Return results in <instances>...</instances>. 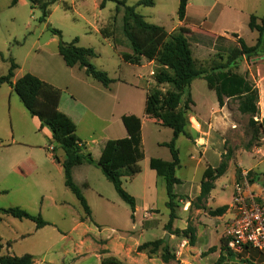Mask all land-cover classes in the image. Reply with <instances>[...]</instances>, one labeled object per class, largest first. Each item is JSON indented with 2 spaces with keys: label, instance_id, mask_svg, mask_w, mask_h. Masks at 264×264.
I'll return each mask as SVG.
<instances>
[{
  "label": "rangeland",
  "instance_id": "rangeland-1",
  "mask_svg": "<svg viewBox=\"0 0 264 264\" xmlns=\"http://www.w3.org/2000/svg\"><path fill=\"white\" fill-rule=\"evenodd\" d=\"M11 1L0 0V55L3 57L0 58V76L6 75L9 62L12 60L17 66L14 78L28 73L50 85L52 83L61 91L64 101L70 100V90L76 85L75 81H85L86 85L90 86L88 87L90 99L98 103H104L107 98L115 99V113L130 108L142 109L145 94L153 89V83L151 81L150 84H146L138 80L136 74L140 71L125 65L119 58L129 46L122 34L123 12L120 10L115 14L114 3L108 2L103 9H99L100 0H58L51 5L46 22H40V11L32 8L27 0H19L15 6L10 5ZM138 1L127 0V5L133 6ZM246 1L251 4L248 2L250 0ZM154 6L137 7L136 11L154 24L158 22L156 12H161L166 16L164 21L166 28H170L177 21L178 0H156ZM255 10L256 13L253 14L262 17L264 2ZM243 22L238 26L239 34L245 43L251 46L254 44L256 34L249 30L248 20ZM105 27L111 36L109 41L100 34V30ZM52 29L60 31V37L52 34ZM75 38H78L77 46L92 48L97 54L90 63L96 69L106 72L113 80L109 89H104L97 82L87 78L82 70L65 66L58 54V43L60 41L70 43ZM188 40L197 68L202 70H210L213 66L224 64L230 50L238 47L237 37L232 35L221 38L195 34ZM251 59H245L248 65L251 64ZM243 61L233 70L234 72L246 67ZM145 72L142 70L141 74H144L147 80L148 75ZM160 89L163 98H167L173 92V88L168 85H163ZM191 97L197 101L207 100L216 103L214 92L206 87V82L202 78L192 83ZM182 99H186V96L184 95ZM225 102L230 110L236 109V100ZM76 116L80 118L78 120L74 117L78 120L76 135L85 136L90 134L91 130L97 136L100 135L105 123L96 120L90 114L83 116L80 113ZM31 121L17 95L8 86H2L0 209L19 207L31 215H40L49 225L36 230L34 223L29 220H18L0 213L1 255L19 257L29 254L36 260L33 264H101V260L108 259L105 257L109 256L108 252H100L97 248L104 243L102 239L120 236L125 242L130 240L131 244L133 242L142 244L159 238L163 231L162 227L168 221V211L164 205L167 196L162 180L153 195L158 210L154 220L156 223L153 229L145 232L141 228L143 224L141 210L132 219L130 207L118 197L112 184L105 179L100 170L95 166L85 165L75 173L73 180L92 211V216H87L75 196L64 186L62 168L59 170L47 158L49 154L63 157L62 149L54 143H48L46 137L31 124ZM235 122L236 128L227 130L222 136L225 140L223 150L227 154L226 161L228 160L230 165L225 175L216 181V191L219 192L215 200L217 203L229 201L231 195L229 182L233 168L235 169V155L237 151L244 150L249 141L248 119L239 117ZM189 125H195V122L189 120ZM141 139L144 157L169 160L168 149L159 144L172 139L170 129L158 127L152 120H144ZM179 139L176 147L179 150L181 167L176 171V177L181 179V183L177 185V192L188 194L189 186L199 183L203 167L188 158L187 154L192 149L191 144L183 137ZM53 147L55 151L52 153ZM86 147L97 160L101 144L88 143ZM18 164H22L20 171L16 170ZM262 169L264 170V165ZM21 171L28 176L22 179L18 175ZM84 181L88 187L83 186ZM124 186L126 189L122 183L127 193L129 191L137 193L139 188L138 182L133 179ZM177 215L176 225L183 226L186 214L183 216L178 211ZM164 237L162 234L161 238ZM172 241L168 249L175 260L169 264H221L217 259L214 260L212 255L206 254V251L200 257L192 258V254H190L192 257H189L187 255L190 251L189 244H183L181 237ZM186 260L189 262L186 263ZM123 262L143 264L141 261Z\"/></svg>",
  "mask_w": 264,
  "mask_h": 264
},
{
  "label": "trees",
  "instance_id": "trees-1",
  "mask_svg": "<svg viewBox=\"0 0 264 264\" xmlns=\"http://www.w3.org/2000/svg\"><path fill=\"white\" fill-rule=\"evenodd\" d=\"M32 8H37L41 16L40 22H46L50 15V7L58 0H27ZM115 4L114 13L122 10L121 19L122 34L127 41L132 54H123V62L138 65L139 59L144 58L148 61L156 62L160 68L154 73V80L157 85H168L173 88V92L163 98L162 91L157 88L150 89L146 94L144 116L154 121L163 128L172 131V139L160 146L166 147L170 154V161H163L156 158L149 160V168L165 180V191L167 202L165 204L169 211L168 221L164 225V230L168 235H174L187 239L190 245L194 243V229L188 226L184 230H173L172 224L176 219V209L179 198L174 194V186L181 181L176 177V171L181 167L179 151L176 147V140L179 136L193 141L188 132L189 120L187 115L192 104L189 86L197 78H202L210 91H213L217 104L221 107L225 99L236 100L237 110L242 115H248L247 128L249 131V141L244 146L248 151L252 147L259 146L261 139L264 138V118L260 121L258 110V93L254 85L245 75H241L233 70L245 59L264 56V15L258 18L251 15L248 22L250 31L257 33V38L253 46H248L236 34L238 47L233 48L227 55L224 64L213 66L210 70L197 68L192 56L190 43L187 38V31L179 28L168 33L163 27L148 23L145 18L136 11L137 7H153L155 0H140L133 6L127 5V0H100L99 9H103L106 3ZM188 0H179L177 8V18L179 21L184 19L185 9ZM18 0H12L11 6H15ZM52 34L60 37V31L52 29ZM104 39L111 36L107 27L100 30ZM78 38L70 43L60 41L58 43V54L68 68L77 67L83 70L87 78L97 82L104 89H109L113 80L106 72L96 69L90 60L97 57L92 48L77 46ZM2 59V55H0ZM9 68L4 76H0V87L8 85L17 95L25 110L31 117H35L40 122L41 128H47L51 133V141L62 149L64 159L58 160L52 154L53 160L60 163L64 174V186L75 196L83 212L91 215V210L80 189L75 184L72 177V170L83 164L97 167L105 179L110 182L118 197L130 207L131 218L135 212V198L129 195L122 187V179L130 178L140 173L139 163L143 160L141 139V120L134 115L121 117L123 127L127 132V137L123 139L107 140L100 151L99 158L95 160L86 150L84 144L76 136L75 123L58 109L61 98V91L31 74H24L15 82L14 71L16 64L10 60ZM186 99H182L183 96ZM254 118H258L255 120ZM55 148H52V153ZM229 157V155H228ZM227 154L221 155L218 167H206L202 173L200 181V192L198 196L190 202V207H195L207 211V216L211 218L221 217L228 209L224 205L215 209L205 206L210 192L215 188V182L222 177L228 168ZM251 182L253 177L249 175ZM2 215H8L18 220H29L34 223L35 229L39 230L49 225L40 215H31L19 207L0 209ZM1 221V218H0ZM2 245L0 244V264H33V257L29 254L23 256L1 255ZM138 252L148 251L153 254L161 251V260L164 264L174 261L170 255L165 239L146 242L138 246ZM217 251L216 247L210 248L206 254ZM229 250L226 247V239L220 240V257L218 262H222V252ZM247 264H251L246 262ZM101 264H122L115 258H108L101 261Z\"/></svg>",
  "mask_w": 264,
  "mask_h": 264
},
{
  "label": "crops",
  "instance_id": "crops-1",
  "mask_svg": "<svg viewBox=\"0 0 264 264\" xmlns=\"http://www.w3.org/2000/svg\"><path fill=\"white\" fill-rule=\"evenodd\" d=\"M248 2H251V4L247 3L246 0H188L185 9L184 19L182 21H179L177 18V21L174 24H172L170 28H166L164 26L165 23L164 21L166 20L165 19L166 16H164L161 12H156V17L158 19V22H156L155 24L148 22L146 19L145 20L150 24L163 27L168 33H171L179 28H184L187 31L186 35L188 39L192 38L195 34H205L208 36L221 37V38L224 36L236 34L237 37L243 40V38L239 34L240 31L238 29V26L244 20H248L249 22L250 16L254 15L253 13H256L255 10L256 7L260 6V3L264 2V0H250ZM253 4L255 5V7H253ZM154 5H156V0ZM154 7L155 6H153L152 8ZM255 34L256 37L254 38V44L257 38V33ZM105 40L109 41V39H105ZM123 54H132V53L129 49H126ZM123 54L119 55V58L122 62L123 60L121 59V56ZM123 63L125 65H129L131 67L137 68L136 71H140L137 72L136 74L138 80H142L143 82H146V84H150V82L152 81L153 88L156 87L157 89H160V87L163 86V85H157L154 80V73L157 69L160 68V66L156 62L148 61L144 58H140L138 65H131L125 62ZM243 63L246 65V67H242L241 71H239L238 73L241 75H245L246 78L252 82L254 88L257 90L258 93L257 105L259 110L258 118L261 121L264 118V56L262 55L251 59L250 65H248V62L246 60H244ZM142 70L146 71L145 73L148 75L147 80H145L144 74H141ZM17 79L18 78H13L12 82H15ZM195 80H193L189 86L190 96H191V86ZM75 84L76 85L72 88V90H70V94H69L70 100L64 101L61 96L58 109L60 112L67 115L75 123L77 129L76 134L78 131V126H77L78 120L80 119L76 115L80 113L83 116L90 114L96 120L105 123L102 130H100V135L98 136L94 133L93 130H91L90 134L85 136L76 135L77 138L81 141L82 144H84L85 147L86 145H88V143L90 144L95 143V144H101V148H102L103 144L107 140L123 139L127 137V132L121 122L122 116L134 115L140 118L141 129L143 127L144 120H149L144 116V106H145V99L147 93L145 94L144 106L141 107L142 109L134 110L133 108H130L128 110L115 113V109H114L115 99L107 98L104 103L102 102L98 103L97 101L92 100L88 97V87L90 86L86 85L85 81H75ZM4 85L6 84H3L2 86ZM51 85L54 86V84L52 83ZM9 89L12 90L10 87ZM191 100H192V104L190 105V112L187 116L189 120L195 122V125L189 126L188 129V132L191 134L193 141L186 139L184 136H179L176 142L180 140L179 139L180 137H183L185 138L186 141H188V143L191 144L192 149L191 151L188 152L187 156L190 160L196 161L197 164L202 165L203 171L208 166L211 168H216L220 164L221 155L225 153V151L223 150L225 140L222 138V136L227 132V130L236 128L237 123L235 121L237 118L241 117L248 119L249 116L240 114L237 110V107L234 111L230 110V108H228L225 101L223 106L220 107L217 104V101L216 103L214 102L211 103L207 100L203 102V101H197L193 99V97H191ZM225 100L230 101V99H225ZM74 117H76L78 120L75 119ZM30 118L32 120L31 124H33L35 128H37L42 132L43 136L46 137L49 143L51 141L50 131L47 128H41L40 122L38 121L37 118L31 116ZM258 118H254V119L258 120ZM153 123L156 126L161 127L158 124H156L154 121ZM260 142L261 144L259 146L257 147L254 146L253 148H251V150L248 151L239 150L236 152L235 169L233 168V173L231 175V179L229 182L231 188V195L229 201L221 202V203L220 202L217 203L215 201L219 196V192L216 191V182H215V188L210 192L209 198L205 203L206 207L215 209L226 205L229 208L232 200V186L235 180L238 178L239 174L244 171L248 172L249 175L253 177V185L251 186V190L255 192L256 195L264 196V170L262 169L264 165V138L261 139ZM162 143H167V142H162ZM101 148H99L97 152L98 158L100 155ZM86 150L88 151L87 147ZM56 157L60 162H62L64 159V153H63V157L61 156L58 157L57 155ZM47 158L48 160H51V163L55 165L56 168H58L59 170L62 168L60 163H57L53 160L52 154H49ZM150 159L151 158L144 157L143 160L139 163L140 173H138L133 177L122 179L124 188H125L124 186L125 183L130 181L131 179L138 182L139 188L137 193H135L134 191L132 192L129 191L128 193L130 195L132 194L133 196L132 195L131 196L134 197L136 201L134 218L136 217L137 212H139L140 210L142 212L143 224L141 225V228H143L142 231L145 232H148L151 229H153L155 226L154 223H156L154 220L158 210L155 207L153 195L156 193L158 183H160V181L162 180L164 185V190L166 185L165 180L162 177L157 176L155 171L149 168ZM170 159L171 158H169V160H163V159L160 160L168 162L170 161ZM85 165L88 164H83L81 166L73 168L72 170L73 179L75 173L81 170V168H83V166ZM180 165H181V161H180ZM229 165L230 164H228V166ZM21 166L22 164H18V166H16V170L18 171L19 169L20 171ZM31 169L32 168L30 167L29 170ZM18 175L21 176L22 179L28 176V174L26 176V174H24V172L22 171ZM179 180L181 181V179ZM200 181L196 185L189 186V189L187 190L188 194L185 193L179 194L177 192V185L174 186L173 189L174 194L181 199H179L178 201V207L175 212L176 219L172 224V229L184 230L188 226L194 229L195 239L193 245H190L187 239L182 238L183 244L186 243L189 244L190 251L187 252V255H189V257H192L190 254L193 255L192 258L200 257V255H202L203 252L206 251L207 253V251L210 248L216 247L217 251L209 255H212L213 258H215L214 260L217 259L218 261V258L220 257L221 254L220 240L225 238L227 220L230 217V213L227 209L225 214H223L221 217L211 218L207 216L208 210L205 212L202 209L190 207V202L193 201L200 192V187H199ZM83 186L88 187L86 181L83 182ZM166 202L164 203V205L166 204ZM178 211H180L183 214V216H185L186 214V218L184 219L185 223L183 226H177L175 223V221L178 219L177 218ZM168 215H169V211H168ZM162 230L163 231L161 235L156 240L165 239L169 247L172 244L171 242H173L172 240H174L177 237L174 235H168L167 232L164 230V226L162 227ZM90 231H92V229H90ZM162 234L165 236L164 238H161ZM102 241L104 243L97 248L100 252L101 251L108 252L109 256H106L105 258H115L118 261H120L122 264H127L126 262L123 261H131L132 263H138L139 261H141L143 264H158V263L164 264L161 263L160 250H158L153 254H149L148 251L138 252L137 248L141 244H139L138 242H133V244H131L130 240L129 242L128 241L125 242L120 236H115V237L111 236L106 238L105 240L102 239ZM107 245L108 247H106ZM178 250H179L178 252H180L181 248L179 247ZM222 258L223 260L221 264H236L235 261H240L241 262L240 264H247L246 262H249L251 264H264V256L252 249H246L240 253H234V252L228 253L227 251H224L222 252ZM35 261L36 260L33 257V263ZM188 262L189 261L186 260V263ZM40 263H42V261Z\"/></svg>",
  "mask_w": 264,
  "mask_h": 264
},
{
  "label": "built area",
  "instance_id": "built-area-1",
  "mask_svg": "<svg viewBox=\"0 0 264 264\" xmlns=\"http://www.w3.org/2000/svg\"><path fill=\"white\" fill-rule=\"evenodd\" d=\"M248 172H241L232 186L225 233L226 247L240 253L252 249L264 256V196L251 190Z\"/></svg>",
  "mask_w": 264,
  "mask_h": 264
}]
</instances>
